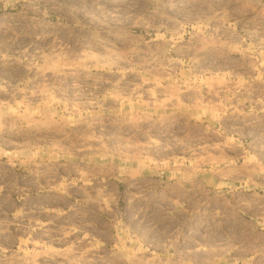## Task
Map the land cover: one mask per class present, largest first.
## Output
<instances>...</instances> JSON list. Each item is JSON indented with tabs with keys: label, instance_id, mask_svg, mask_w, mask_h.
Wrapping results in <instances>:
<instances>
[{
	"label": "rangeland",
	"instance_id": "1",
	"mask_svg": "<svg viewBox=\"0 0 264 264\" xmlns=\"http://www.w3.org/2000/svg\"><path fill=\"white\" fill-rule=\"evenodd\" d=\"M0 264H264V0H0Z\"/></svg>",
	"mask_w": 264,
	"mask_h": 264
}]
</instances>
